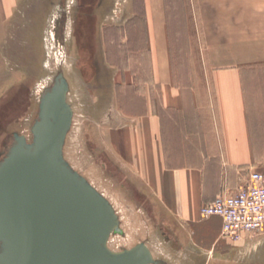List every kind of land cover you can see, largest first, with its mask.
<instances>
[{"label":"crops","instance_id":"1","mask_svg":"<svg viewBox=\"0 0 264 264\" xmlns=\"http://www.w3.org/2000/svg\"><path fill=\"white\" fill-rule=\"evenodd\" d=\"M4 1L12 12L16 0ZM183 4L193 26L187 79L165 0H141L140 31L134 26L120 43L125 67L107 63V90L101 78L89 79L84 113L103 158L122 176H107L118 195L147 203L166 238L224 255L229 245L253 246L255 237L231 243L220 219H201L199 211L264 170V0ZM76 5L89 17L93 2Z\"/></svg>","mask_w":264,"mask_h":264},{"label":"rangeland","instance_id":"2","mask_svg":"<svg viewBox=\"0 0 264 264\" xmlns=\"http://www.w3.org/2000/svg\"><path fill=\"white\" fill-rule=\"evenodd\" d=\"M89 1L93 6L87 9L89 17H85L76 0H16L10 13L6 12L5 1L0 0V155L11 146L14 134L31 141L30 128L40 97L62 74L69 88L67 102L73 111L63 157L115 210L121 233L109 237L107 246L111 251L144 243L161 264H264V233L254 236L250 241L253 246L235 249L229 245L224 255L213 253L214 248L204 252L183 238H166L169 232L164 234L166 230L151 215L147 203L141 205L137 198L119 196L117 188L109 185L107 176H122L103 158L97 136L88 130L85 91L93 76L101 78L100 89H108L107 63L125 67L127 61L120 43L134 26L140 31L142 6L141 0ZM165 3L175 58L186 80L191 42L187 31L193 26L183 14V0Z\"/></svg>","mask_w":264,"mask_h":264},{"label":"water","instance_id":"3","mask_svg":"<svg viewBox=\"0 0 264 264\" xmlns=\"http://www.w3.org/2000/svg\"><path fill=\"white\" fill-rule=\"evenodd\" d=\"M57 75L42 93L31 141L14 134L0 159V264H161L144 243L119 252L110 202L65 161L73 111Z\"/></svg>","mask_w":264,"mask_h":264},{"label":"built area","instance_id":"4","mask_svg":"<svg viewBox=\"0 0 264 264\" xmlns=\"http://www.w3.org/2000/svg\"><path fill=\"white\" fill-rule=\"evenodd\" d=\"M201 219L218 217L221 236L231 243L264 233V170H254L233 194L220 193L200 208Z\"/></svg>","mask_w":264,"mask_h":264},{"label":"flooded vegetation","instance_id":"5","mask_svg":"<svg viewBox=\"0 0 264 264\" xmlns=\"http://www.w3.org/2000/svg\"><path fill=\"white\" fill-rule=\"evenodd\" d=\"M1 157H2V154L0 155V159H1Z\"/></svg>","mask_w":264,"mask_h":264}]
</instances>
